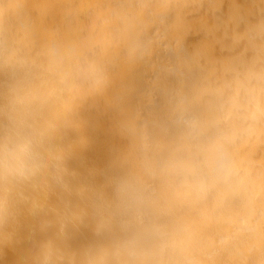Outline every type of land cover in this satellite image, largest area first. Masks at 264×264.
Masks as SVG:
<instances>
[{
	"label": "clouds",
	"instance_id": "1",
	"mask_svg": "<svg viewBox=\"0 0 264 264\" xmlns=\"http://www.w3.org/2000/svg\"><path fill=\"white\" fill-rule=\"evenodd\" d=\"M0 264H264V0H0Z\"/></svg>",
	"mask_w": 264,
	"mask_h": 264
}]
</instances>
